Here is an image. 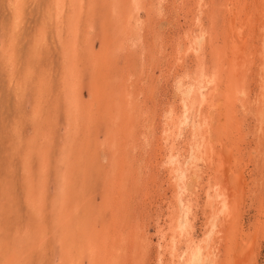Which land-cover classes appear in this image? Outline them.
<instances>
[{"label": "rangeland", "instance_id": "1", "mask_svg": "<svg viewBox=\"0 0 264 264\" xmlns=\"http://www.w3.org/2000/svg\"><path fill=\"white\" fill-rule=\"evenodd\" d=\"M233 1L0 0V264H264L259 13L237 89L223 73L217 142L207 136L236 193L224 240L206 210L217 169L194 156L201 111L187 110L190 82L212 76L224 48L231 65L232 3L250 25L252 0ZM187 227L217 263L190 262Z\"/></svg>", "mask_w": 264, "mask_h": 264}, {"label": "bare ground", "instance_id": "2", "mask_svg": "<svg viewBox=\"0 0 264 264\" xmlns=\"http://www.w3.org/2000/svg\"><path fill=\"white\" fill-rule=\"evenodd\" d=\"M205 1V0H204ZM260 1V2H259ZM252 0V5H249L246 7V12L244 10V15H246V17L248 16L250 18V25H248V23H246V25H248L247 27L245 26V23L243 22H240L238 21V18L240 15L243 16V11L242 10H239L238 8H236V4L235 3H232L233 6H230L229 8V11H230V16L232 17V20L230 21V25L231 26V29L232 30V37H230L228 40L231 41V43L228 44V46L231 48V51L229 53L233 54L231 58H233L231 60V65L228 67L229 65V62H226L228 60V58L230 57V54H227L226 51H227V48H224V50L221 53L219 59H221V62L222 64H218V66L216 68H214V71L212 73V76H209V75H206V73L203 75L202 78L198 79L196 78V80L193 82L191 81L190 82V86H191V90H190V94H191V97L190 99L188 100V108L187 110H194L195 111H201L200 113V117H201V120L199 122H196L194 119H193V123L194 125L196 126V131L194 133V136L197 137V136H200L201 137V140H199V145H198V148H197V152L196 154H194V156L196 155V160H202L203 162H205L207 165H214L217 169V171L214 169V172L217 173V175L215 174V180L216 182L214 183H211L209 184L210 185V188L208 189V192H207V196H208V201L206 203V210L207 209H212L210 212V216H209V219L213 218L215 219L216 223H215V236L216 237H220V239H223L224 238V235H226V230L227 232L230 231L229 229H227V225H228V221L230 220L231 217H237L234 215V209H235V205L234 203H232V192L233 191V188L231 186V183L229 182V178L230 177H224L226 178L225 179V182H220L218 181L219 177L221 174L220 172H222V175L224 173V169H223V166H218L220 165H223V160L221 158V152L218 153V149H216L217 147H215L211 140H208L207 136H211L212 140H215V133L216 131L219 129L217 127V125L220 124V120H222L224 118V114L226 115V110H227V107L231 106V105H228L229 103V100L231 98L230 96V89L231 87H234V88H238V83H237V79H238V71L239 69L243 68V65H242V60H244L245 56H247L248 54V47H249V43L251 42V37L245 35L244 36V30L245 29H249V31L251 32L252 29H253V26L255 23H253V19L252 17H255V15L257 13H259L258 15V24L259 26H261L262 29H264V0ZM232 2H234L232 0ZM206 3V2H205ZM261 3V4H260ZM232 4H229V5H232ZM206 5V4H205ZM211 8V7H210ZM249 12H248V11ZM228 11V12H229ZM207 12V11H206ZM262 13H263V16H262ZM228 16V15H227ZM244 17V16H243ZM226 18V17H225ZM224 18V19H225ZM228 19V18H227ZM230 19V18H229ZM247 18L244 19V22ZM252 19V20H251ZM226 21V20H225ZM243 21V20H242ZM229 21H227L228 23ZM247 22V21H246ZM229 24V23H228ZM258 27V25H257ZM229 29V28H228ZM230 29V30H231ZM244 29V30H243ZM255 30V29H254ZM253 30V31H254ZM204 31V30H203ZM228 31V30H227ZM202 32V31H201ZM226 32V31H224ZM203 33H205L206 35V31H204ZM249 33V32H248ZM254 33V32H253ZM250 35V34H249ZM204 36V35H203ZM207 36V35H206ZM255 36V35H254ZM191 36H189V39H190ZM209 37V36H208ZM195 39V38H194ZM200 39V38H199ZM197 40V38H196ZM189 41V40H188ZM193 41V40H192ZM197 43V41H196ZM204 43V42H203ZM193 45V44H192ZM198 45V44H197ZM255 45V44H254ZM194 46V45H193ZM190 47V45H189ZM198 47V46H197ZM200 47V46H199ZM228 47V48H229ZM195 48V47H194ZM188 49V48H187ZM204 49V48H202ZM189 50V49H188ZM196 51V50H195ZM227 54V58L225 56V54ZM219 54V53H218ZM251 54V53H250ZM217 55V54H216ZM249 57V56H248ZM230 59V58H229ZM247 59V58H246ZM262 60V59H261ZM247 61V60H246ZM245 61V63H246ZM244 64V63H243ZM227 67L228 70H229V75H232V77L230 78V89H225L223 90L222 89V83H223V79L222 77L224 76L223 73L225 74L224 70L227 69L225 68ZM204 71V70H203ZM242 71V70H241ZM244 72V71H243ZM202 74V73H201ZM199 76V75H198ZM241 77V76H240ZM181 81V80H180ZM241 83V82H240ZM235 93H236V90H234ZM238 92V90H237ZM232 94V93H231ZM196 99V100H195ZM235 100V99H234ZM198 103V107H196ZM196 105V106H195ZM208 108L209 109V112L207 114H204L202 113V109L204 108ZM191 111V112H192ZM207 112V111H206ZM182 115V114H181ZM180 116V115H179ZM192 116V115H191ZM198 117V116H197ZM196 117V118H197ZM226 117V116H225ZM189 118V117H188ZM191 119V118H190ZM224 121V120H223ZM216 124V125H215ZM175 125V124H174ZM177 125V124H176ZM217 128H216V127ZM179 127V126H178ZM222 130V129H221ZM171 131V130H170ZM176 132V131H175ZM181 133V132H180ZM218 133V132H217ZM222 133V131H221ZM170 134V133H169ZM176 135H178L176 133ZM219 135V134H217ZM221 136V135H219ZM225 136V135H223ZM179 137V136H178ZM198 137V138H200ZM173 138V137H172ZM207 138V139H206ZM220 138V137H219ZM176 139V138H174ZM179 140V138H178ZM225 140V139H224ZM192 141V140H191ZM216 141V140H215ZM222 141V139L220 140ZM175 142V141H174ZM217 142V141H216ZM190 143V142H189ZM220 143V142H219ZM225 143V142H223ZM178 144V143H177ZM176 144V145H177ZM182 144V143H181ZM218 144V143H216ZM221 144V143H220ZM222 145V144H221ZM196 146V145H195ZM219 147V146H218ZM179 148H180V145H179ZM221 148V147H220ZM177 149V148H176ZM190 149V148H189ZM196 149V148H195ZM182 150V149H181ZM222 150V149H221ZM176 151V150H175ZM179 151V150H178ZM181 152V151H180ZM178 152V153H180ZM195 152V151H194ZM175 153V152H174ZM183 153V152H182ZM183 155V154H182ZM182 155H180L182 157ZM174 156V155H173ZM177 156V155H176ZM184 156V155H183ZM175 157V156H174ZM173 157V158H174ZM225 157V156H224ZM183 158V157H182ZM191 158V157H190ZM170 159V158H169ZM179 159V158H177ZM176 159V160H177ZM195 159V158H194ZM175 160V159H174ZM198 163V161H196ZM180 161V160H179ZM192 161V160H191ZM169 162V161H168ZM176 162V161H175ZM193 162V161H192ZM216 162H217V166H216ZM179 163H182V162H179ZM185 163V162H184ZM194 163V162H193ZM201 163V162H200ZM192 164V163H191ZM199 164V163H198ZM196 165V164H195ZM204 165V164H203ZM206 165V167H207ZM179 166H183V165H180ZM199 166V165H198ZM230 166V165H229ZM195 167V166H194ZM221 167V168H220ZM189 168V167H188ZM187 168V169H188ZM192 168V166L190 167ZM199 168V167H198ZM214 168V167H213ZM180 169V168H179ZM183 169V168H182ZM186 169V168H185ZM186 169V170H187ZM208 169V168H207ZM210 169V168H209ZM184 170V169H183ZM190 170V169H189ZM204 170V169H203ZM226 170V169H225ZM191 171V170H190ZM201 171V170H199ZM205 171V170H204ZM171 172V171H170ZM213 172V171H212ZM211 172V173H212ZM226 173L228 171H225ZM191 174V172H189ZM189 173H187L189 175ZM198 173L197 170L195 172V174ZM201 173V172H200ZM206 173V172H205ZM209 174V173H208ZM207 174V175H208ZM188 175H186L185 173H183L181 175V177H179L181 179V181H183V184H185L186 186H184V191L182 193H186L187 191H190L189 189V186H188V183H187V179H188ZM194 175V174H193ZM195 176V175H194ZM210 176V175H209ZM213 176V175H212ZM193 177V176H192ZM197 177V176H196ZM203 177V176H202ZM211 177V176H210ZM178 178V177H177ZM213 178V177H212ZM193 179V178H191ZM203 179V178H202ZM209 179V178H208ZM214 180V179H213ZM193 181H196V179H193ZM182 184V182H179ZM178 183V184H179ZM198 183V182H197ZM190 184V183H189ZM208 185V183H206ZM195 185V184H194ZM182 186V185H180ZM177 188V187H176ZM180 188V187H179ZM193 188V187H192ZM191 188V189H192ZM242 189V188H241ZM176 191V190H175ZM239 191V190H238ZM177 192V191H176ZM179 192V191H178ZM235 193V192H234ZM197 194V193H196ZM236 194V193H235ZM178 195V193H177ZM192 195V194H191ZM185 196V195H184ZM178 198V197H177ZM192 198V197H191ZM239 200V198H237ZM237 200V201H238ZM187 201V200H186ZM185 199L183 197H181L179 199V202L182 203V206H183V211L185 209H187L189 212H186V213H189V215L191 214V209H192V203L191 202H186ZM241 204V202H240ZM172 205V204H171ZM185 208V209H184ZM236 212V211H235ZM181 213V212H180ZM185 213V212H183ZM237 213V212H236ZM181 215V214H179ZM241 216V215H240ZM233 217V218H234ZM187 219V218H186ZM208 219V218H206ZM212 219V220H213ZM237 219V218H236ZM189 221V220H188ZM238 221V220H237ZM180 222V221H179ZM237 223V222H236ZM187 225H191V224H187ZM186 225V226H187ZM231 226V225H230ZM239 226V225H237ZM233 227V226H231ZM230 227V228H231ZM186 229V231H185ZM183 228L181 229L179 232L180 235H184L185 232H190V240H189V243L186 244L187 245V254L188 255V259L192 260V258L194 257H197L199 255H202V256H211V263H217V255L216 253L213 254L212 250L211 249H215V252H216V248L212 247L211 248V245L210 247H208V252L204 253L202 252V250L204 249V247L200 244L201 242L198 243V241H195V239H193V236H192V233H191V229L189 227L187 228ZM190 230V231H189ZM214 232V231H213ZM212 232V233H213ZM230 233V232H229ZM238 233V232H237ZM176 235V234H175ZM235 235V233H234ZM258 235V234H257ZM186 236V235H185ZM214 236V237H215ZM228 236V235H227ZM226 236V237H227ZM237 236V235H236ZM188 237V236H186ZM231 237V236H229ZM233 238H235L234 236H232ZM172 238V236H171ZM176 238V237H175ZM237 238V237H236ZM187 239V238H186ZM227 239V238H226ZM239 239V238H238ZM224 240V239H223ZM235 240V239H234ZM233 240V241H234ZM237 240V239H236ZM235 240V241H236ZM232 241V240H230ZM234 241V242H235ZM239 242V241H237ZM237 242L235 244H237ZM255 242V241H254ZM232 243V242H231ZM176 244V243H174ZM182 243H179V245H181ZM230 244V243H229ZM240 243H238V245H236V248H238ZM173 245V244H172ZM213 245V243H212ZM170 246V245H169ZM171 247V246H170ZM219 247V246H218ZM240 247V246H239ZM229 248V247H228ZM176 250L178 249L179 250V247H176L175 248ZM207 249V248H206ZM218 249V248H217ZM235 249V248H233ZM232 249V250H233ZM173 250V249H172ZM228 250V249H227ZM205 251V250H204ZM214 251V250H213ZM230 252L229 253H232L231 250H229ZM173 252V251H171ZM178 252V251H177ZM235 252V251H234ZM174 253V252H173ZM179 253V252H178ZM181 253V252H180ZM208 253V254H207ZM236 253V252H235ZM176 254V253H175ZM241 254V253H240ZM239 254V255H240ZM164 255V254H163ZM244 255V254H243ZM177 257H179V254L176 255ZM234 256V255H233ZM236 256V255H235ZM238 256V255H237ZM174 257V256H173ZM175 258V257H174ZM209 258V257H208ZM177 259V258H176ZM187 259L186 262H189V260ZM234 259V258H233ZM175 260V259H174ZM186 260V259H185ZM182 261V260H181ZM175 262V261H174ZM204 262V261H203ZM237 262V261H236ZM235 262V263H236ZM180 263V261H179ZM209 263V262H208ZM207 263V264H208ZM238 263V262H237ZM188 264V263H187ZM225 264V263H224Z\"/></svg>", "mask_w": 264, "mask_h": 264}]
</instances>
